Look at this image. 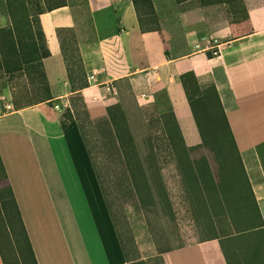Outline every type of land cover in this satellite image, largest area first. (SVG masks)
<instances>
[{"label": "crops", "instance_id": "0c3cea01", "mask_svg": "<svg viewBox=\"0 0 264 264\" xmlns=\"http://www.w3.org/2000/svg\"><path fill=\"white\" fill-rule=\"evenodd\" d=\"M244 2L249 17L212 46L227 42L221 56L209 55L210 46L168 56L163 31L141 29L133 0H67L40 15L53 98L22 108L10 101L15 107L0 116L8 175L0 183L13 188L38 264L126 263L89 137L110 123L108 106L118 103L128 82L149 102L167 96L189 146L203 139L180 76L192 70L201 82H215L264 220V0ZM63 29L73 33L63 36ZM69 38L77 41L82 63L72 74L88 86H72L62 48ZM101 218L112 229L109 239L100 231ZM163 256L166 264H264V225Z\"/></svg>", "mask_w": 264, "mask_h": 264}, {"label": "trees", "instance_id": "16d2710c", "mask_svg": "<svg viewBox=\"0 0 264 264\" xmlns=\"http://www.w3.org/2000/svg\"><path fill=\"white\" fill-rule=\"evenodd\" d=\"M176 1L181 3L186 0ZM133 2L141 29L143 31L161 30L154 1L133 0ZM199 2L202 7H210L218 3L229 4L232 12L239 15V21L249 17L244 0H199ZM66 3L67 0H6L12 24L0 27V72L3 73L1 76L10 75L12 77L16 72L25 75L36 86L37 93L35 98L28 97L26 94L15 97L16 108L47 102L53 98L44 66V59L51 55V50L40 15L66 5ZM62 48L73 88L88 86L87 81L74 79V74H72L74 66L78 67V70L82 69L77 41L70 39L67 47L63 43ZM212 54L209 53V55ZM167 55L169 56L168 52ZM180 80L202 135L203 141L199 145H187L174 111L163 112L157 117L165 135L163 148L154 146L151 134L143 139L144 142H140V130H147L152 119L148 121L130 82L126 84L125 89H120L118 103L108 106L111 121L108 125L101 127L106 130V134H109L105 137V144L107 146L112 144L122 158L129 188L137 195L141 206L147 213L151 210L158 216L161 209L172 207L161 162V152L164 150L176 162L177 171L187 181L188 188L193 195L197 192L201 196L204 192L205 195L207 194L205 202L214 201L222 208L227 205V201L233 202L232 198H235L234 202L238 204L243 201L249 202L247 209L243 210L248 219L245 222L235 221L234 232L263 226L262 213L215 82L213 80L209 83L201 82L192 70L183 73ZM219 138L222 143L217 146L215 144ZM207 149L215 151L220 166L221 164L225 168L233 166L234 172L231 171L230 175L238 179V188L243 193L242 198L232 195V191L229 192V188H232L231 184L227 186L225 178H221L220 173V182H216ZM196 151L199 152L196 153ZM237 165L242 169L243 176L236 169ZM7 177L6 168L0 156V181ZM149 223L151 228H154L153 219H150ZM0 226L9 247L8 257L0 248L4 264H38L10 184L0 188ZM232 233L213 234L202 240L219 238ZM183 246L186 245L181 243L176 246H163L158 240L156 255L149 259H140L125 264H149L152 260L166 264L164 252Z\"/></svg>", "mask_w": 264, "mask_h": 264}, {"label": "rangeland", "instance_id": "374dc122", "mask_svg": "<svg viewBox=\"0 0 264 264\" xmlns=\"http://www.w3.org/2000/svg\"><path fill=\"white\" fill-rule=\"evenodd\" d=\"M153 1L156 2L160 10V14H158L159 24L165 36L169 56H184L209 46L211 47L209 51L213 53L215 48L212 46L220 39H225V29L233 27L239 21V15L232 12V7L229 4L218 3L210 7H202L199 0H186L181 3L176 0ZM11 24L12 18L6 7V0H0V27ZM69 32L71 35L73 30H62L63 36H68ZM2 74L0 72V116H5L8 111L15 107L14 105V107L9 106V102H14L15 97L26 94L28 97L35 98L37 93L36 86L25 75L18 72L12 77L10 75L1 76ZM210 81L208 77L203 83ZM125 87L124 85L123 88L125 89ZM137 99L148 117V121L152 119L147 130H140L139 141L144 142L143 139L151 134L154 146H162L163 148L165 135L157 117L163 112L171 111V104L167 96L163 95L150 102L144 99L142 95ZM105 131L100 128L95 133L90 134L89 140L115 228L125 252L123 255L126 258V263L149 259L156 255L158 253V240L163 246H176L181 243L189 245L213 234L223 235L233 232L219 237L221 241H229L232 235L239 233L234 232L235 221H247L248 217L243 213V210L247 209L249 202L243 201L238 204L234 202L235 198H232L233 202L227 201V205L222 208L214 201L205 202L204 199L207 194L205 195L204 192V195L201 196L197 192L193 195L188 188L187 181L177 171L176 162L164 150L161 152V162L172 207L161 209L158 216L151 210L147 213L141 206L137 195L129 188L128 176L124 172L122 158L118 155L116 148L112 144L108 146L105 144V137L109 136ZM221 143L222 140L219 138L215 145L218 146ZM198 152L196 151V153ZM207 153H209L210 162L215 172L216 182H220V173L221 178H225L227 186L231 184L232 188L228 187L229 192L232 191V195L242 198L243 193L238 188V179L230 175L231 171L234 172L233 166L230 165L225 168L221 164V170L215 151L207 149ZM228 164L230 163L228 162ZM236 169L243 176L242 169L238 165ZM6 185L0 183V188ZM150 219L155 222L154 228L150 226ZM100 231L105 233L106 239H109L107 238L109 233L112 234L109 223L103 222L102 218ZM113 239L111 236L110 244L115 251ZM0 248L8 257L9 247L5 242L1 226ZM99 253L101 257H104L102 250ZM98 255L95 257L100 258ZM149 264L160 263L152 260Z\"/></svg>", "mask_w": 264, "mask_h": 264}, {"label": "built area", "instance_id": "2783aa9c", "mask_svg": "<svg viewBox=\"0 0 264 264\" xmlns=\"http://www.w3.org/2000/svg\"><path fill=\"white\" fill-rule=\"evenodd\" d=\"M224 44H227V42L226 43H222V44H220V45H218L216 47H212V48H215L214 51H213V54L216 55V56H221L222 55L221 46H225ZM95 75H96V72H94V71L89 74V81L90 82H93V80L95 79ZM142 96L144 97V99H147L146 94H143Z\"/></svg>", "mask_w": 264, "mask_h": 264}]
</instances>
